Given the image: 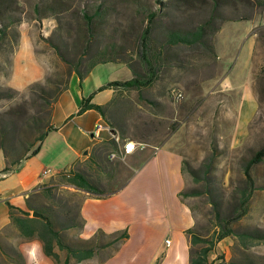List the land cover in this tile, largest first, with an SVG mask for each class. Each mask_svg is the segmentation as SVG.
<instances>
[{
  "label": "rangeland",
  "instance_id": "rangeland-1",
  "mask_svg": "<svg viewBox=\"0 0 264 264\" xmlns=\"http://www.w3.org/2000/svg\"><path fill=\"white\" fill-rule=\"evenodd\" d=\"M45 1L1 0L0 7L4 14L6 10L11 11L20 19L17 23H27L31 40L28 45L34 51L24 52L19 60L13 59L14 51L19 47V43H14L13 34L9 36L8 42L0 45V88L12 86L17 89L14 96L0 97V115L8 119L16 118L17 125L27 114L38 112L39 97L37 92H31L28 84L40 81L50 87L53 84H47V75L65 77L66 63L50 44V39L55 37L56 26L46 21L39 26L34 17L33 5ZM91 1L94 0H74L72 9L60 15L58 22L65 23L61 33L69 41L74 38L76 23H79L72 10L75 12V7ZM224 1L226 3L218 2L215 6L213 0H104L111 12L102 22L105 23L104 40L122 39V35H128V28L137 29L145 23V16L137 8L140 4L146 5L149 9L157 10L153 20V35L158 42L162 41V33L166 29L191 28L206 19L213 23L214 29L210 35L215 39L219 59L199 48L185 45L174 47L179 61L185 64L178 66L170 60L158 71L156 80L144 89L146 96L158 102L136 104L129 115L128 134L135 141L140 136L151 143L168 139L196 169H200L202 162L210 155L211 144L215 142L219 154L213 161L214 177L211 184L220 193L223 212L230 210L234 193L246 184L244 162L264 143V0ZM67 53L70 57L74 56L71 51ZM130 76L131 70L127 65L110 61L97 63L80 81L81 86L89 90ZM13 80L18 86L13 84ZM220 87L225 90H216ZM172 89L180 91L182 96L175 98ZM109 91L105 87L104 96ZM128 94L133 101L136 100L134 89ZM100 96L101 93H98L96 99ZM14 108L21 112V116L12 113ZM122 141H128V138ZM146 142H143L144 146ZM110 146L104 144L100 147L99 159L105 161L102 166L83 168L105 190L121 184L127 175L124 164L126 157L104 159L103 155L107 154ZM38 154L46 161V173L67 168L73 160L71 152L54 128L49 129L42 138ZM1 161L3 152L0 148ZM102 169L105 171L102 172ZM185 170L187 187L204 186V178L200 176L195 180ZM250 173L254 187L246 212L234 221L236 230L254 225L264 226V160L252 165ZM62 181L63 175L50 178V194L44 192L38 196L39 201L56 209L58 219L64 224L69 217L78 216L83 193L69 188L68 184L61 185ZM189 199L196 214L197 233L210 237L216 226L207 194L191 195ZM77 228L65 227V238H78ZM9 237L14 243L20 240L19 236ZM59 249L61 255L66 253ZM246 251L264 253V242L256 243ZM221 262L224 263V259Z\"/></svg>",
  "mask_w": 264,
  "mask_h": 264
},
{
  "label": "trees",
  "instance_id": "trees-1",
  "mask_svg": "<svg viewBox=\"0 0 264 264\" xmlns=\"http://www.w3.org/2000/svg\"><path fill=\"white\" fill-rule=\"evenodd\" d=\"M162 1V0H159ZM74 0H46L44 3H35L33 5L34 17L38 25L42 26L44 18H52L59 21L60 15L72 9ZM218 2L226 3L224 0H213V5ZM141 3V2H140ZM1 6V0H0ZM145 16V23L137 29L128 28V35H122V39L107 38L104 40V26L102 23L106 15L111 12L109 5L104 4V0H94L83 2L81 7H75L73 14L77 16L79 23H76L75 36L69 41L62 35V29L65 23H52L55 27V37L50 39V44L66 63L65 77L60 78L52 75L46 76L48 86L40 81H34L28 84V88L37 92L39 100L37 101L36 113H29L17 125L16 118L3 117L0 115V148L5 159L4 170L11 168L14 162L22 158L35 144L42 140L49 129L53 127L51 123V113L53 104L58 95L68 85L70 76L75 72L81 80L97 63L104 62H122L131 70V76L127 79L110 81L104 87H112L111 97L104 102L96 103L91 101V94L83 97L77 112H82L87 108H94L102 113L104 120L109 126L118 131L122 139L129 138V115L135 109L136 104H156L155 98L146 96L144 89L151 85L157 77L158 71L170 60L176 65L183 66L185 63L179 61V56L174 51V47L185 45L193 48H199L204 53L217 57L215 39L211 37L214 25L210 19L198 23L191 28H169L162 33L163 39L158 42L153 35V20L156 17L157 10L149 9L146 5L140 4L137 10ZM3 13V16L1 14ZM19 18L15 17L13 12L4 10L0 7V45L9 41V36L13 34L14 43H18L20 32L17 27ZM16 22V23H15ZM134 28V29H133ZM210 35V36H209ZM74 53L73 57L67 52ZM102 86L99 87V89ZM136 91V100L129 97V91ZM17 89L8 86L0 88V97L14 96ZM18 107V105H17ZM14 115L21 116V112L14 108ZM19 130V133L18 131ZM139 140H145L140 136ZM113 137L106 139L104 144L115 145ZM219 154L217 144H211V152L205 161L196 169L182 157V167L187 169L192 178L198 180L200 176L204 178L203 187H186L181 190L185 195H198L206 193L211 211L215 219L214 234L210 237H203L194 232L193 228L188 229L191 233L192 244L202 243L196 249L193 246L190 249L189 264H208L207 254L214 245V240L221 239L228 234H235L240 239L243 246L248 247L246 239L251 238L256 241H264V226L254 225L248 229L236 230L234 221L241 217L247 210L249 198L253 191L254 180L250 173L252 165L264 160V143L257 147L243 164L246 184L235 192L234 200L231 203L230 210L223 212L221 208L222 198L213 184L215 156ZM102 166L105 161L98 160ZM63 182L84 189L88 192L99 193L104 190L92 180L89 174L83 168L64 171ZM264 186V185H263ZM51 186H44L39 193H34L26 198L27 209H21L13 205L8 200L6 203L9 208L10 220L21 233L31 235L39 230L44 244L45 252L50 255L54 261H58L59 254L53 249L54 246L65 250L64 264H68L71 256L77 260L87 258L93 255L96 246H104L119 241L127 236L125 230L116 231L107 235L102 241L103 231L98 230L89 238L78 237L76 239H66L63 232L65 227L82 226V218L71 216L66 223L62 224L57 217L56 209L46 202H35L34 198L44 192H51ZM113 191L114 189H109ZM104 192V191H103ZM32 211L40 213V216L31 215ZM0 251L10 260L20 264L22 255L13 245L6 244L0 240ZM244 253V252H243ZM245 257L241 263L264 264V253L246 251ZM2 254V255H3ZM222 257V255H221ZM15 263V264H16ZM1 264V263H0ZM157 264V263H156Z\"/></svg>",
  "mask_w": 264,
  "mask_h": 264
},
{
  "label": "crops",
  "instance_id": "crops-1",
  "mask_svg": "<svg viewBox=\"0 0 264 264\" xmlns=\"http://www.w3.org/2000/svg\"><path fill=\"white\" fill-rule=\"evenodd\" d=\"M45 21L59 23L52 18H44L42 23ZM18 29L19 47L13 54L15 60L21 59L26 51L34 52L28 45L31 40L27 23H19ZM217 58L219 59V55ZM12 82L15 83L14 80ZM101 86L100 89L98 86L87 90L81 86L78 75L73 72L67 87L53 104L52 128L61 136L73 157L67 168H57L43 174L46 161L38 154L41 140L36 141L11 168L3 169L4 156L0 162V240L20 251V264H61V261L64 264L66 255H61L57 246L53 249L59 254L58 261H54L45 252L39 230L29 236L12 224L6 200L21 209H27L26 198L51 184L48 182L50 178L62 176L64 171L99 165L100 147L104 146L106 139L111 138V134L107 129H102L97 135L94 129L99 121L107 122L102 113L94 108L77 111L82 98L90 94L91 101L104 105L111 97L113 88L106 87L110 91L104 96V84ZM216 90L225 89L220 87ZM209 91L210 89L207 92ZM98 93L101 96L96 99ZM113 148H116V143L107 148V153ZM103 156L108 159L107 154ZM124 164L127 175L121 184L112 187L113 191L104 189L99 193L88 192L68 184L69 188L73 187V190L83 193L78 207L82 218V226L77 228L78 237L89 238L102 230L104 234L101 236L104 237L101 239L104 241L107 235L116 231L125 230L127 233L126 237L112 244L96 246L90 257L77 260L75 256H71L68 264H189L191 247L196 249L202 243L193 245L192 232L188 231L193 228L197 233V219L189 199L191 195L181 193L187 187L182 155L168 139L159 143L147 141L145 146H138L128 153ZM60 184L67 186L63 181ZM39 199V196L35 198L37 201ZM13 235L20 237L19 242L14 243L10 239L9 236ZM166 238L170 239L169 243L165 241ZM246 240L248 247L243 246L235 234L214 240V245L207 254L208 264H250L241 263V259L245 258L242 256L250 247L264 241L251 238ZM102 252L104 255H101ZM2 254L0 251L1 264L16 263ZM234 254L237 256L234 257ZM222 259L224 263L221 262Z\"/></svg>",
  "mask_w": 264,
  "mask_h": 264
},
{
  "label": "built area",
  "instance_id": "built-area-1",
  "mask_svg": "<svg viewBox=\"0 0 264 264\" xmlns=\"http://www.w3.org/2000/svg\"><path fill=\"white\" fill-rule=\"evenodd\" d=\"M172 92L175 96V98H180L182 96V93L178 90L172 89ZM102 129H107L109 133L111 134V137L115 139L116 142V148H113L112 150L108 151L107 157L110 160L114 159H124L126 155L133 150H135L138 146L143 147L144 143L141 141H135L131 138H128V141H121L120 134L118 131L112 129L108 123H105L104 121H99L94 129V133L99 135L100 131ZM5 174V173H2ZM43 174H46L45 170H43ZM165 241L167 243L170 242L169 238H166Z\"/></svg>",
  "mask_w": 264,
  "mask_h": 264
},
{
  "label": "water",
  "instance_id": "water-1",
  "mask_svg": "<svg viewBox=\"0 0 264 264\" xmlns=\"http://www.w3.org/2000/svg\"><path fill=\"white\" fill-rule=\"evenodd\" d=\"M31 215H34V216H40V213L36 212V211H32L31 212Z\"/></svg>",
  "mask_w": 264,
  "mask_h": 264
},
{
  "label": "bare ground",
  "instance_id": "bare-ground-1",
  "mask_svg": "<svg viewBox=\"0 0 264 264\" xmlns=\"http://www.w3.org/2000/svg\"><path fill=\"white\" fill-rule=\"evenodd\" d=\"M121 141H122V138H121Z\"/></svg>",
  "mask_w": 264,
  "mask_h": 264
}]
</instances>
